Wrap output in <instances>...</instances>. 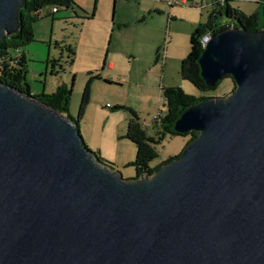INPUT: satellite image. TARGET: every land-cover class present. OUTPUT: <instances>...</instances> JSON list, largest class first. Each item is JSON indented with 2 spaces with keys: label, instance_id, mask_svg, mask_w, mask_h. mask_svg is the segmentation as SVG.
Returning a JSON list of instances; mask_svg holds the SVG:
<instances>
[{
  "label": "water",
  "instance_id": "95a60500",
  "mask_svg": "<svg viewBox=\"0 0 264 264\" xmlns=\"http://www.w3.org/2000/svg\"><path fill=\"white\" fill-rule=\"evenodd\" d=\"M23 0H0V41ZM195 131L151 175L97 161L61 111L0 82V264H264V29L225 28L198 59Z\"/></svg>",
  "mask_w": 264,
  "mask_h": 264
},
{
  "label": "rangeland",
  "instance_id": "374dc122",
  "mask_svg": "<svg viewBox=\"0 0 264 264\" xmlns=\"http://www.w3.org/2000/svg\"><path fill=\"white\" fill-rule=\"evenodd\" d=\"M136 1L138 0H119L117 3V0H103L95 8L94 17L86 22L80 18L55 19L53 25L46 24L45 20L33 22L32 40L22 46L28 58L26 79L30 93L37 95L36 92L42 89L44 82L43 92L50 93L59 81H63L72 90L68 108V114L72 117L77 116L86 81L96 74L100 76L94 77L90 83V101L78 126L86 146L92 151H98L104 159L114 163V166V161L120 158L124 145L131 143L121 136L125 134L128 111L111 107L130 106L145 117L144 121L150 125L147 131L155 137L150 119L159 108L165 111L161 96L162 86H178L185 93L194 96H226L233 84L230 77H223L215 89L203 92L180 75V62L189 51L190 34L198 23L197 19H201L200 22L206 20L209 5L193 7L187 2L177 0V3L170 7L167 4L169 0H164L167 2L164 4V11L153 19L147 17L146 29L140 30L132 25L122 31L115 30L113 36L103 30L105 19L106 23L110 20L115 22L121 13L129 16L136 11ZM87 7L90 15L92 0L88 1ZM171 12L175 15L174 18ZM153 21L160 27L163 26L156 61V47L148 42L146 36L149 34L145 33L147 29L153 32ZM218 21L230 22V19L223 16ZM260 25L262 26V22ZM56 41H62L60 45H71L75 56L73 63H65L63 71L51 75L50 61L48 64L46 61L50 57L58 56L61 50L62 60L66 59V51L63 46L57 47ZM104 59L106 62H114L112 69L103 66ZM147 111L149 114H146ZM188 138L189 135H165L157 144L158 156L150 163L155 164L177 155L186 145ZM123 153L124 159L129 157L128 150ZM135 153L136 148L132 149L130 154L132 161ZM116 167L123 178L130 179L136 174L135 167L130 164Z\"/></svg>",
  "mask_w": 264,
  "mask_h": 264
},
{
  "label": "trees",
  "instance_id": "16d2710c",
  "mask_svg": "<svg viewBox=\"0 0 264 264\" xmlns=\"http://www.w3.org/2000/svg\"><path fill=\"white\" fill-rule=\"evenodd\" d=\"M185 2L190 6H197L194 0H186ZM73 3L74 0H23V5L18 10L19 29L9 35H5L0 41V82L14 87L26 95L32 96L26 79L28 58L22 50V46L28 44L32 40L31 24L35 21L39 9L45 6L70 8ZM223 16L229 18L230 22H219L218 19ZM261 16L263 17L262 21ZM261 22L262 26L260 25ZM230 26H239L248 31L264 29V8L261 7L254 12L246 13L240 8L232 6L229 3V0L213 1L210 4V10L207 14L206 20L199 22L192 30L189 37V51L180 62L181 77L191 82L196 89L203 92L209 91L215 89L219 82H216L215 85H208L200 74L198 59L204 47L201 38L205 34L213 35ZM59 46H63V49L66 51V59L62 61L59 59L51 60L52 74H57L63 71L64 63H72L74 59V50L71 45L59 44ZM94 77L99 78L100 76L96 74L86 81L76 117H72L68 114L72 90L67 85H59L50 93L42 92L33 96L47 105L63 112L79 129V120L84 115L85 109L90 101V83ZM223 77L231 78L229 75ZM234 88L235 85L233 83L230 92H232ZM161 92L165 111L163 114H157L156 118L152 121V127L156 134L155 137L150 135L147 131V127L150 125L144 124V120H142L136 111L130 106L115 105L111 107L112 109H124L129 113L124 138L131 141L136 148L135 158L130 162V165L135 167L136 172L133 178H137L144 174L151 175L159 166L179 156L180 153L173 157H168L158 163H150L158 156L157 144L160 143V140L165 135H189L187 143L196 136L197 132L195 131H175L174 123L186 107L210 97L207 95L194 96L185 93L183 89L178 86L162 87ZM92 153L98 162L109 166L111 169H116L114 164L104 159L98 151H92Z\"/></svg>",
  "mask_w": 264,
  "mask_h": 264
},
{
  "label": "crops",
  "instance_id": "0c3cea01",
  "mask_svg": "<svg viewBox=\"0 0 264 264\" xmlns=\"http://www.w3.org/2000/svg\"><path fill=\"white\" fill-rule=\"evenodd\" d=\"M89 0H75V2L73 3V5L70 8H61V7H56V6H45L41 9H39V11L37 12V17L35 19L34 22L36 21H41V20H45L46 24H52L55 19H63V20H72V18H80L83 22H86L88 19L90 20L91 18L94 17V13H95V8L100 5L102 3L103 0H92L93 1V7H92V11L91 14L89 15L88 11V7H87V3ZM119 0H117L118 3ZM213 1H218V0H197L195 3L197 4L196 7H198L200 5V7H203L204 5H209L213 2ZM167 2L164 0H138L135 2L136 5V11H133L129 16L124 15L123 13H121L119 16V19L116 20L115 22L110 20L108 21V23H106V19H105V24H102L103 30L106 32H110V35L113 36L115 33V30L118 31H122V29H127L130 28L132 25L134 27H136L137 29L143 30L146 29L147 27V17H149L150 19H153L154 16H158L160 14H162V12L164 11V4H166ZM229 3L232 6L238 7L241 10H243L246 13H251L254 12L258 9H260L261 7L264 8V0H229ZM169 5V3H167ZM204 4V5H203ZM170 7H172L173 5H169ZM41 11L43 12V14H41ZM61 12V13H60ZM200 16H202V14H199ZM171 16H173V18L175 17L174 14H172L171 12ZM201 18V17H200ZM207 18V17H206ZM88 20V21H89ZM201 19H197L196 22H200ZM197 23V24H198ZM108 24V25H107ZM153 32L150 31L149 29H147V31L145 32L146 34H149L148 36H146V39L148 40V42L150 44H152L154 47H156L155 49V61L158 59L157 58V50L159 48V43L161 41L162 38V30H163V26L160 27L159 24H157V22L153 21L152 27ZM110 41V38H109ZM58 42V43H57ZM62 41H56L55 44L57 47H60L59 44ZM75 56V55H74ZM60 60L62 61L63 57H62V50L60 52V54L58 56H53L50 57V59H48L46 61V64H48V61H50V69L52 66V61L51 60ZM74 62V59L72 61V63ZM57 63V62H56ZM164 64V63H163ZM65 65V63H64ZM56 66V65H55ZM103 66H105L106 68H113L114 66V62L112 60H107V62L105 61V59L103 60ZM164 66V65H163ZM47 65H46V69L45 71H47ZM89 70H92L91 67H87ZM45 73V72H44ZM51 75H54L52 73H50ZM58 74V73H57ZM56 75V74H55ZM46 80V79H45ZM112 82V81H111ZM45 84V82H44ZM42 84V89H40V91L36 92V94L39 92L42 93L45 89V85ZM59 85H66V83H64L63 81H59L57 83V85L54 87L56 89V87H58ZM164 87V86H162ZM54 89V90H55ZM162 96V95H161ZM163 99V97H162ZM163 107L165 108L164 105V100H163ZM137 113V112H136ZM164 110L163 108H159L157 113H154V115L156 114H163ZM138 114V113H137ZM146 114H149V112L147 111ZM150 119L151 120V125H152V121H153V117ZM138 116L142 119V120H146L145 117H142V115L138 114ZM128 117H126V122H127ZM122 138H124V135H121ZM126 139V138H124ZM127 141H129L128 139H126ZM131 144H125L124 148H122V150L125 152V150H128L129 152V157H126L125 159L123 158V151L121 152V156L119 159H116L117 161L115 162V167L116 165H125V164H130V162L132 161V158L130 157L132 149H135L134 144L129 141ZM109 150L112 151V148L109 147ZM114 164V163H113ZM117 168V167H116Z\"/></svg>",
  "mask_w": 264,
  "mask_h": 264
},
{
  "label": "built area",
  "instance_id": "2783aa9c",
  "mask_svg": "<svg viewBox=\"0 0 264 264\" xmlns=\"http://www.w3.org/2000/svg\"><path fill=\"white\" fill-rule=\"evenodd\" d=\"M186 0H181V2H185ZM169 4H173V3H177V0H169L168 1ZM211 37V35L209 34H205L202 38H201V42L202 45L204 46L205 43L209 40V38ZM157 115V114H156ZM156 115H154L153 119L156 118ZM144 124L149 125V123L144 121Z\"/></svg>",
  "mask_w": 264,
  "mask_h": 264
}]
</instances>
